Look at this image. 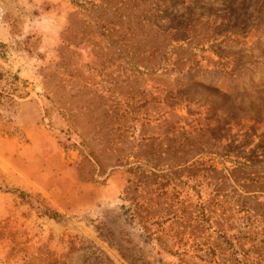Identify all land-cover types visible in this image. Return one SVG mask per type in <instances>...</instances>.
<instances>
[{"label": "rangeland", "instance_id": "1", "mask_svg": "<svg viewBox=\"0 0 264 264\" xmlns=\"http://www.w3.org/2000/svg\"><path fill=\"white\" fill-rule=\"evenodd\" d=\"M0 264H264V0H0Z\"/></svg>", "mask_w": 264, "mask_h": 264}]
</instances>
